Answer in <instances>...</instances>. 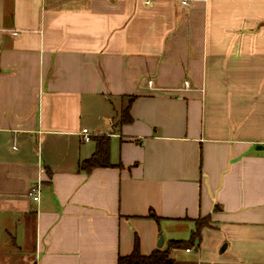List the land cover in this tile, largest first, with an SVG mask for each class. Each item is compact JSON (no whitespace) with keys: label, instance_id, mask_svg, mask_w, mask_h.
I'll use <instances>...</instances> for the list:
<instances>
[{"label":"crops","instance_id":"obj_1","mask_svg":"<svg viewBox=\"0 0 264 264\" xmlns=\"http://www.w3.org/2000/svg\"><path fill=\"white\" fill-rule=\"evenodd\" d=\"M260 145L264 0H0V264H264Z\"/></svg>","mask_w":264,"mask_h":264},{"label":"trees","instance_id":"obj_2","mask_svg":"<svg viewBox=\"0 0 264 264\" xmlns=\"http://www.w3.org/2000/svg\"><path fill=\"white\" fill-rule=\"evenodd\" d=\"M137 96L129 97L128 104L121 111V123H130L133 117L130 114L132 103ZM96 147L91 157L82 159L78 164V171L91 173L95 168L114 166L111 163V138L109 135H96L94 137ZM122 167L120 163L118 165ZM210 225V217H202L195 221V229L187 240H171L167 247L157 248L150 254L144 255L140 251L139 241L136 239L135 247L131 254L120 256L118 264H176L175 259L170 256L172 249L187 248L199 244L202 238V229Z\"/></svg>","mask_w":264,"mask_h":264},{"label":"built area","instance_id":"obj_3","mask_svg":"<svg viewBox=\"0 0 264 264\" xmlns=\"http://www.w3.org/2000/svg\"><path fill=\"white\" fill-rule=\"evenodd\" d=\"M82 135L84 140L89 141L91 139L92 133L85 128L82 131ZM41 191V186L40 184L34 185L29 189L28 195L34 199V201H39L40 200V192Z\"/></svg>","mask_w":264,"mask_h":264},{"label":"rangeland","instance_id":"obj_4","mask_svg":"<svg viewBox=\"0 0 264 264\" xmlns=\"http://www.w3.org/2000/svg\"><path fill=\"white\" fill-rule=\"evenodd\" d=\"M125 105H127L128 104V100H126L125 101ZM124 108V107H123ZM117 113V111L116 110H114V108L113 109H111L110 111H109V115H107V118H109V119H112L113 118V116L115 115ZM118 114L120 115L121 114V109H120V111H118ZM101 122H107V119H102L101 120ZM111 158V157H110ZM162 248H164V247H162Z\"/></svg>","mask_w":264,"mask_h":264},{"label":"water","instance_id":"obj_5","mask_svg":"<svg viewBox=\"0 0 264 264\" xmlns=\"http://www.w3.org/2000/svg\"><path fill=\"white\" fill-rule=\"evenodd\" d=\"M257 148H258V149H262V148H264V147L260 145V146H258ZM163 244H164V236L161 235V236H160V240H159V242H158V247H159V248H162V247H163Z\"/></svg>","mask_w":264,"mask_h":264}]
</instances>
